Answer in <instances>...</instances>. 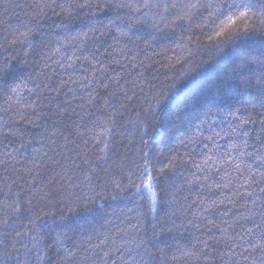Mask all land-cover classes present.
<instances>
[{
	"label": "snow or ice",
	"instance_id": "6c2138e0",
	"mask_svg": "<svg viewBox=\"0 0 264 264\" xmlns=\"http://www.w3.org/2000/svg\"><path fill=\"white\" fill-rule=\"evenodd\" d=\"M104 6L117 10L115 20L81 30L71 40L64 37L67 43L48 44L42 49L45 63L38 74L43 79L35 82V90L29 89L35 98L22 105L16 96L20 85L14 84L12 95L5 98L6 107L0 109L5 113L0 117V264L10 260L14 264H77L79 247L73 251L61 235L46 241L42 230L43 217L51 213L45 212L41 201L49 195L47 185L55 182L48 170L58 176L57 166L65 174L86 166L82 183L91 186L100 180L107 171L100 162L118 151L113 133L126 119L122 109L133 111L129 104L137 88L146 104L128 122L139 136V162L134 160L135 169L126 174L133 194L145 201L152 231L149 235L141 213L130 228L117 234L124 243L117 245L114 237L105 234L92 247L99 250V264H116V255L121 264H264V0H112ZM28 7L47 17L49 11L57 16L85 9L91 13L100 4L39 0ZM32 19L36 22L28 20L14 30L12 43L31 46L40 27V21ZM137 24L151 28L143 48L129 36ZM169 31L177 37L175 47L155 53L162 59L153 60L147 50ZM114 32L118 33L113 35L115 43L105 47ZM168 51L177 54L169 56ZM202 54L218 60L235 57L225 80L239 77L243 91H232L231 103L222 101L202 114L195 112L200 98L193 96L184 105L186 112L193 113L184 153L169 155L167 164L157 169L152 163V148L159 142L155 122L172 103L179 83L167 73L183 72L181 79L190 76L192 62ZM157 64L174 82L168 92L153 94L157 85L149 82L148 75L155 78ZM250 67L255 70L247 71ZM144 84H149L148 91ZM53 105L49 114L41 111ZM42 117L51 119V124H38ZM218 120L220 126H216ZM256 125L259 131L253 135L248 129ZM57 136L63 138V152L52 147ZM44 141H50L47 151L41 154L35 147L33 155H24L30 145ZM49 151L62 160L49 156ZM119 168L125 171L124 164ZM113 183L121 187L120 181ZM91 190L95 195L85 197L80 206L88 210L91 205L102 212V204H96L101 192ZM140 207L137 203L136 210ZM161 212L167 218L164 223H158ZM165 231L171 239L165 237L161 243L158 232Z\"/></svg>",
	"mask_w": 264,
	"mask_h": 264
},
{
	"label": "trees",
	"instance_id": "16d2710c",
	"mask_svg": "<svg viewBox=\"0 0 264 264\" xmlns=\"http://www.w3.org/2000/svg\"><path fill=\"white\" fill-rule=\"evenodd\" d=\"M34 2H39V0H0V69H7L6 72L0 71V109L6 107L4 104L5 98L12 95L10 89L14 84L20 85L16 96L19 97L22 105H26L35 98L29 89L35 90V82L43 79L38 74L45 63L41 59L42 49H45L48 44L55 45L58 40L67 43V41H64V37L71 40V37L81 30L87 31L88 27L93 25L99 28L101 22L106 25L109 20H115L117 16L116 9L104 6L111 3L112 0H92L94 5L98 3L100 7H93L91 13H88V10L85 9L84 13L88 14L80 13L77 10L71 15L61 13L57 16L49 11L47 17L38 16L37 10L28 7L29 4ZM64 2L66 0H57V3ZM56 11L60 13L59 8ZM33 17L40 21V27L33 36L31 46L19 42L12 43L14 30L20 28L28 20L35 23L36 20H33ZM61 22L63 27L57 28L56 25L61 24ZM150 32V27L137 24L129 32V36L132 40L139 41L140 47L143 48V40L147 39ZM113 35H118V33L114 32L109 35L104 42L105 47L108 44L115 43ZM176 38V35L170 31L167 35L160 34L152 42V48L147 50V55L151 56L153 60L162 59V57L156 56L155 53L174 48L173 41ZM176 54L170 51L167 52L169 56ZM141 58H145L144 52H141ZM234 59L235 57H230L227 60H218L215 56L202 54L192 62L190 76L181 79L183 72L167 73V76L175 75L179 83L177 89L173 90L174 99L172 103L162 109L161 115L157 117L155 122L156 131L154 135L159 142L153 145L152 163L157 169L167 164L169 155L175 153L183 155L184 153L183 141L187 139V135L192 130L190 120L193 116L192 112L185 111L184 105L193 96H199L200 104L196 106L195 112L202 114L209 108L214 109L215 105L222 101L231 103L233 101L232 91H243L239 77L234 76L228 82L225 80L231 73V64ZM163 63L166 64L167 61L164 60ZM155 67L159 69V73L155 75V78L153 74L148 75L149 82L157 85L155 89H152L153 94L160 90L168 92L170 90L168 85L174 81L166 77V69L161 65L157 64ZM177 69H179V65H177ZM254 70L250 67L247 71ZM46 71L50 72L51 69ZM29 74L32 76L31 79H28ZM144 88L145 91H148L149 84H144ZM136 92V98L129 104L133 111L129 112L127 109H122L125 111L126 119L121 122V126L113 133L112 140L118 151L113 152L108 160L100 162L107 169L106 172L100 174V180H94L91 186L82 183L86 166L85 170L72 168L67 174L64 173L63 168L57 166V171L60 173L58 176L48 170V175L55 176V182L47 185L45 192L49 195L44 201H41V206L44 207L45 212L51 213V215L43 217L42 230L46 234V241H55L56 237L61 235L64 236L67 246L72 248L73 251H76L79 247L75 258L77 264H94V262L99 264V250L92 251L93 245L103 240L105 234L114 237L117 245L124 243V240L117 234L121 229L127 230L130 228L136 222L135 218L141 213L145 214L142 222L145 228L148 229L149 235H151L152 217L146 215L148 208L145 201L140 196L133 194L134 189L129 188L126 174L128 170L135 169V164L132 163L134 160L139 162V136L136 134L135 128L128 122V118L135 119L136 112L141 111L146 101L142 99L139 88L136 89ZM12 103L15 105V100ZM125 103L129 102L125 101ZM54 107L55 105L41 111L47 115L54 110ZM244 107L248 108L249 111H253L252 105L246 104ZM255 111L258 112L259 108L257 107ZM7 115L11 116L12 113L9 112ZM3 116H5V113L0 111V117ZM73 119H76V117H73ZM37 123L40 125L51 124V119L42 117ZM68 123L70 124L71 121H68ZM216 126H220L219 120ZM25 130L39 131L41 129ZM248 130L255 135L259 131V126H250ZM56 139L57 144L52 145V147L56 149V152H63V138L57 136ZM49 144L50 141H44L43 145H30L24 155L26 157L33 155L35 147H39L42 154L49 149ZM56 152L49 151V156H55L56 160H62V157L57 155ZM66 155L74 154L66 153ZM44 159L49 164L52 163L48 157ZM121 163L125 165V171L123 172L119 168ZM180 179V177H177L178 181ZM114 180L120 181V188L116 187V184L113 183ZM98 185H106V187H97ZM92 188L101 192V199L97 200L96 204H102V212H97L95 207L91 205L88 210L80 206V201L84 200L85 197L95 195L91 190ZM137 203L141 205L139 211L136 210ZM66 206H70L74 210L69 211ZM166 219L164 213L161 212V219L158 223H164ZM158 235H160L161 243L164 242L165 237L169 241L171 239V234L166 231L164 233L158 232ZM108 246H112L111 240H109ZM113 258L116 264H121L119 255ZM8 264H14V262L10 260Z\"/></svg>",
	"mask_w": 264,
	"mask_h": 264
}]
</instances>
